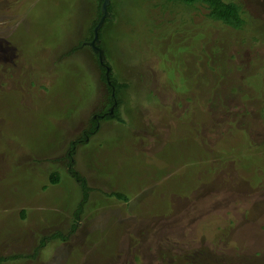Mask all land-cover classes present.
<instances>
[{"label": "rangeland", "instance_id": "1", "mask_svg": "<svg viewBox=\"0 0 264 264\" xmlns=\"http://www.w3.org/2000/svg\"><path fill=\"white\" fill-rule=\"evenodd\" d=\"M229 1L111 0L107 119L98 0H0L1 264H264V0Z\"/></svg>", "mask_w": 264, "mask_h": 264}, {"label": "trees", "instance_id": "2", "mask_svg": "<svg viewBox=\"0 0 264 264\" xmlns=\"http://www.w3.org/2000/svg\"><path fill=\"white\" fill-rule=\"evenodd\" d=\"M179 1H182V2H185V3H188V4H194L193 6H195L197 3L203 4L209 10L208 17L212 21H214L216 23H221L225 27H229L232 30L242 29L246 25V19L243 16L244 11L242 9L241 4H239L238 2L229 1V0L228 1L227 0H179ZM102 3H103V0H98V12H97L98 13V16H97V19L94 20V22L92 24V27L90 28L91 29V37L89 39L90 42L94 39V36H95V34H94V28L96 27V25L98 24V22L100 21L102 15H103ZM108 9L110 10V5H109ZM100 32H99V35H100ZM98 60L100 61L99 55H98ZM101 64H102L101 65L102 71L105 74V77H103V78H104V80L107 82V84L109 85V87L112 90V94L109 95V101L106 103V108H104L105 111L102 110L103 112L101 113V115L105 116L107 119H115V118L118 119L119 118V115H118V110H119L118 109V105L120 104V101H121L120 98H119V92L125 86V84H123V83L121 84V83L117 82L114 79L112 72L110 73L111 83H109L108 82V79H107V75H106V70H107V66L109 65V63L106 62V64H105V61H104V63H101ZM170 76L172 78H173V76H175V79H177V77H176L177 75L174 72L172 73V75L170 74ZM254 77L252 76L251 77V80L254 81L255 80ZM183 78H184V81H185L186 80L185 77H181L180 80H182ZM256 78H257V75H256ZM184 81L183 82H180V83H183L184 84ZM174 84H177V83H174ZM176 89H177V91L178 90L181 91L182 94H184L185 92L187 93V89L189 90V88H187V89H184L182 91L181 89H178L177 87H176ZM257 91H261L260 94L263 93V91L261 89L260 90H257ZM207 92H213V91L207 90L206 93ZM253 92L255 93V96H258V94L254 90H253ZM174 98L178 99L179 102L181 101L179 99V95L177 97H174ZM188 100H192V99H190L189 97H187V101ZM263 100H264V98H263ZM178 105L180 106L181 104L178 103ZM111 109H113V113H111V111H110ZM94 117L92 118V121H91L92 122V125H91L90 130L89 131H86V134L85 135L87 137L90 136L91 133H93V132L95 133L98 130V128H99V123H100L99 121H100V119L99 118H94ZM204 123H206V122H204ZM227 124L230 125V126H232L233 125V122H229ZM204 126H205V124H204ZM236 126H237V124L235 122V124L233 125V127H231V130L236 129L235 128ZM219 128H220V126H219ZM80 140H85V139L84 138H81ZM75 146H76L75 142L71 143L69 152L73 153V150H74V147ZM192 166L193 167H191V166L190 167H191V169L193 171L192 170H190V171L193 172V173L194 172L196 173V170H198V168H201L202 167V165L195 164V163L192 164ZM71 171H72V174L74 175V177L76 178V180L81 183L82 190L84 192V199L82 200V202L80 203L79 208H78L79 209L78 211L80 212L81 210H83V206H84L86 200H88L89 187H88V184H87L86 179L83 176H81L77 171H74V170H71ZM191 176H192V174L188 175L187 176L188 178H186V180H185V184L187 182V185H189V186L191 185V183L193 184V179H192ZM58 181H59V178L58 177L57 178H54L52 180V182L54 184H56ZM115 194L119 198H122V199L127 200V197H126L125 194H123V193H115ZM8 258L9 257H6V258L5 257H0V264L2 263V261L6 260ZM10 258L13 259L15 257H10Z\"/></svg>", "mask_w": 264, "mask_h": 264}, {"label": "water", "instance_id": "3", "mask_svg": "<svg viewBox=\"0 0 264 264\" xmlns=\"http://www.w3.org/2000/svg\"><path fill=\"white\" fill-rule=\"evenodd\" d=\"M111 3V0H103L102 3V11H103V15L100 19V21L98 22V24L96 25V27L94 28V39L90 42V45L93 47L94 51L98 53L99 58L101 60V63H104L105 60V56H104V52L103 50L100 48L99 43H100V38H99V32L100 29L102 28L106 18L109 16V5ZM110 67L107 68V79L110 82ZM111 83V82H110Z\"/></svg>", "mask_w": 264, "mask_h": 264}, {"label": "clouds", "instance_id": "4", "mask_svg": "<svg viewBox=\"0 0 264 264\" xmlns=\"http://www.w3.org/2000/svg\"><path fill=\"white\" fill-rule=\"evenodd\" d=\"M107 68H108V66H107ZM108 82H109V80H108ZM110 82H111V80H110ZM110 82H109V83H110Z\"/></svg>", "mask_w": 264, "mask_h": 264}]
</instances>
